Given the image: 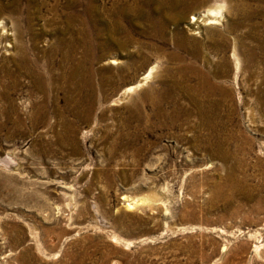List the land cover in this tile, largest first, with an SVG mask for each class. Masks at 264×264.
Segmentation results:
<instances>
[{"label": "rangeland", "instance_id": "rangeland-1", "mask_svg": "<svg viewBox=\"0 0 264 264\" xmlns=\"http://www.w3.org/2000/svg\"><path fill=\"white\" fill-rule=\"evenodd\" d=\"M168 1L0 0V264H264V1Z\"/></svg>", "mask_w": 264, "mask_h": 264}, {"label": "bare ground", "instance_id": "bare-ground-1", "mask_svg": "<svg viewBox=\"0 0 264 264\" xmlns=\"http://www.w3.org/2000/svg\"><path fill=\"white\" fill-rule=\"evenodd\" d=\"M149 1V0H148ZM170 1V0H169ZM168 1V2H169ZM176 1V0H175ZM178 1H181V0H178ZM264 1V0H263ZM172 2H174L172 0ZM185 2V1H183ZM191 2H194V0H187L185 3H183V10L184 12L186 13V11L191 8ZM263 4V3H262ZM194 5V3H193ZM176 6V5H175ZM174 6V7H175ZM161 7V6H160ZM178 7V6H177ZM213 7V6H212ZM4 8V7H3ZM173 8V7H172ZM215 8V6H214ZM217 8V7H216ZM224 8V7H223ZM191 10V9H190ZM190 12V11H189ZM192 12V11H191ZM203 12V11H202ZM201 12V13H202ZM161 13V12H160ZM221 18H222V11L220 9H211V10H208L207 12H205L203 15H201L199 18L196 19L197 23L196 24H192L196 29H202V28H207V27H210V28H213L215 26H218L221 24ZM75 22V21H74ZM217 28V27H216ZM209 30V29H208ZM191 31V30H190ZM207 31V29H206ZM211 31V30H210ZM213 31V30H212ZM211 31V32H212ZM200 33V32H199ZM216 33H218V31L216 30ZM181 36V35H180ZM217 36V35H216ZM183 37V36H182ZM211 37V36H210ZM214 37V36H212ZM184 39V37H183ZM216 39V37H215ZM223 39V38H222ZM186 40V39H185ZM192 40V39H191ZM186 42V41H185ZM200 42V41H199ZM216 42V41H215ZM62 43L66 46H69V42H64L62 41ZM188 43V42H187ZM193 43V42H191ZM73 44V43H72ZM75 44V42H74ZM74 44L72 45V47H74ZM179 44V43H178ZM209 44H210V41H209ZM76 46H78V43L76 44ZM203 46V45H202ZM71 47V48H72ZM189 47V46H188ZM214 47V46H213ZM189 49V48H188ZM197 49V48H196ZM199 49V48H198ZM77 50V49H75ZM215 50L218 51V52H221V51H224V43H220V44H217L215 46ZM194 52V51H193ZM197 52V51H196ZM199 53V52H198ZM191 54V53H189ZM194 54V53H193ZM195 55V54H194ZM200 56V55H199ZM197 58V57H196ZM239 59H238V64H239ZM81 64L80 62H76V64L74 65V68L72 69L71 73H70V76L73 77V76H76L79 72V68H80ZM154 68L152 69V71L150 73H148V76L144 78V81H148L149 78L151 77L152 75V72H153ZM142 82V81H141ZM204 83V82H203ZM206 84V83H205ZM201 85V84H200ZM203 85V84H202ZM142 86L141 83H139L137 86H133V87H129L128 90H126L124 92V95L127 96L129 95L130 93H133L135 92L136 90H138L140 87ZM205 86V85H204ZM207 93H206V96H205V99L207 102H209V100H211L210 98L212 97L211 95L220 90V89H217L216 87L212 86L209 82H207ZM203 88V87H202ZM204 89V88H203ZM206 90V89H205ZM222 93V92H221ZM158 99V98H157ZM212 101V100H211ZM200 102V101H199ZM213 105V104H212ZM219 104L217 103L216 104V107L218 106ZM201 114L204 115V117H207L211 111H209V109H207L206 107L203 106V104H201ZM214 107V106H213ZM141 112V111H140ZM161 113L160 112H157L155 113V116H161L160 115ZM205 119V118H204ZM146 121V116L142 114H131L129 119H128V131L127 133L125 134V136H120V139H121V142L126 140L127 144H125V147L127 148H131L133 146H135L137 144V142L139 140L142 139V137H144V129H143V126H144V122ZM209 122L210 121H207L206 123H204V125H209ZM120 139L118 138V140L116 141V144L119 146L121 145L119 143ZM114 143V142H113ZM134 206V205H133Z\"/></svg>", "mask_w": 264, "mask_h": 264}]
</instances>
